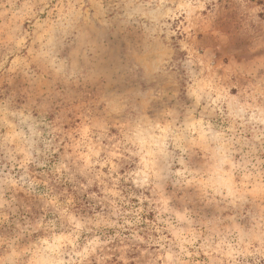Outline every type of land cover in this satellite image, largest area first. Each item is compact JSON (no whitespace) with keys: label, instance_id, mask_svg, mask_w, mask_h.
<instances>
[{"label":"rangeland","instance_id":"1","mask_svg":"<svg viewBox=\"0 0 264 264\" xmlns=\"http://www.w3.org/2000/svg\"><path fill=\"white\" fill-rule=\"evenodd\" d=\"M0 264H264V0H0Z\"/></svg>","mask_w":264,"mask_h":264}]
</instances>
